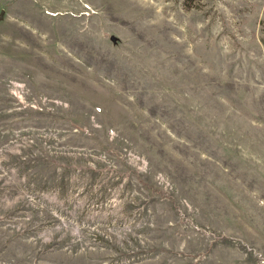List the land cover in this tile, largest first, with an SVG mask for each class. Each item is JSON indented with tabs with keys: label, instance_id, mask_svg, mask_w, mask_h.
I'll list each match as a JSON object with an SVG mask.
<instances>
[{
	"label": "rangeland",
	"instance_id": "1",
	"mask_svg": "<svg viewBox=\"0 0 264 264\" xmlns=\"http://www.w3.org/2000/svg\"><path fill=\"white\" fill-rule=\"evenodd\" d=\"M1 9L0 264H264V0Z\"/></svg>",
	"mask_w": 264,
	"mask_h": 264
},
{
	"label": "water",
	"instance_id": "2",
	"mask_svg": "<svg viewBox=\"0 0 264 264\" xmlns=\"http://www.w3.org/2000/svg\"><path fill=\"white\" fill-rule=\"evenodd\" d=\"M3 11H4L3 9L0 10V18L2 17Z\"/></svg>",
	"mask_w": 264,
	"mask_h": 264
}]
</instances>
